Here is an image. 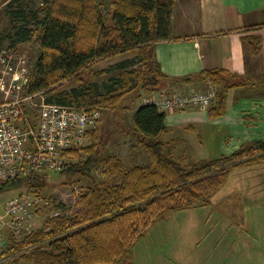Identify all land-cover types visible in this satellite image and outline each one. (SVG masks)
Segmentation results:
<instances>
[{"label": "trees", "instance_id": "obj_1", "mask_svg": "<svg viewBox=\"0 0 264 264\" xmlns=\"http://www.w3.org/2000/svg\"><path fill=\"white\" fill-rule=\"evenodd\" d=\"M174 3L175 0H111L104 7L101 0H53L49 7L34 9L22 0H11L7 9L11 23L6 36L9 46L14 49L28 43L39 31L41 54L33 70L28 71L29 81L22 86L24 94L44 92L50 95L46 98L48 102L99 107L114 105L125 91L135 86L141 88L139 97L144 92L154 93L152 86L147 89L149 76H155L151 83L166 77L154 60V49L157 43L172 36ZM245 41L252 54L261 52L260 37ZM131 51L139 56L138 68L111 76L103 83L106 91L102 92V83L94 77L111 72L112 68L93 71L92 66ZM132 65L134 58L118 66ZM113 67L116 69V65ZM202 73L216 85L223 79L221 69ZM65 84L68 88L63 87ZM229 87L227 83L225 89ZM211 107L208 109L211 116L223 114L224 98L220 96L216 107ZM166 116L156 105L143 102L134 112V126L145 144L149 162L125 167L118 156H111L104 161L105 173L115 175L116 181H99L92 174L98 155L92 148L87 149L89 154L84 161L74 162L62 171L72 175L83 172L93 178L75 214L48 217L46 224L23 242H16L8 234L0 252L11 255L37 244L27 254L43 264L123 261L156 222L170 213L193 207L196 201L209 204L231 169L264 160L263 142L189 166L186 155L181 159L168 155L166 143L159 138L166 130ZM85 148L77 152L83 153ZM37 177L34 174L18 177L0 188L25 184L38 188Z\"/></svg>", "mask_w": 264, "mask_h": 264}, {"label": "crops", "instance_id": "obj_2", "mask_svg": "<svg viewBox=\"0 0 264 264\" xmlns=\"http://www.w3.org/2000/svg\"><path fill=\"white\" fill-rule=\"evenodd\" d=\"M172 26L171 38L155 45L154 60L166 77L153 91L206 90L202 72L218 69L231 87L220 116L208 109H177L166 113V130L170 121L182 120L185 129L205 133L203 139L199 135L201 152L208 145L214 155L202 161L263 143L264 0H175ZM253 36L261 38L259 54L245 41ZM127 59L113 63L116 73L130 68L118 66ZM163 140L166 146L175 142ZM131 259L133 264H264V161L233 168L209 204L158 223L135 244Z\"/></svg>", "mask_w": 264, "mask_h": 264}, {"label": "built area", "instance_id": "obj_3", "mask_svg": "<svg viewBox=\"0 0 264 264\" xmlns=\"http://www.w3.org/2000/svg\"><path fill=\"white\" fill-rule=\"evenodd\" d=\"M11 50L0 46V186L18 177L62 172L71 166V152L79 149L85 132L102 116L97 106L48 102L42 92L22 94L24 60ZM214 97V89L209 88L152 97L145 103L165 113L187 108L207 110ZM47 204L50 202L36 187L22 189L8 199L0 207V250L8 234L22 239L41 229L37 215Z\"/></svg>", "mask_w": 264, "mask_h": 264}, {"label": "rangeland", "instance_id": "obj_4", "mask_svg": "<svg viewBox=\"0 0 264 264\" xmlns=\"http://www.w3.org/2000/svg\"><path fill=\"white\" fill-rule=\"evenodd\" d=\"M22 1H24L26 4H28L30 7L34 9L40 7L46 8L49 7L50 4H53V0H22ZM101 1L104 2V7L108 6L111 2V0H101ZM10 2L11 0H0V46L2 47L6 46L12 48L9 46L10 45L9 39L6 37L7 33L11 28L9 15L7 13V9L9 8ZM37 34L32 41L24 44H19L16 48L11 50V52L14 55L18 57H22L24 60L22 63V67L26 72L23 81L24 85L29 81L28 71L30 69L33 70L41 54V47L38 44ZM125 58H134V65H132L130 68L124 69L116 73V69H114L113 63ZM139 63H140L139 56L134 51H131L122 54H117L108 59H104L94 64L91 70L99 71V70H106L107 68H112L111 70L112 73L107 72L101 74L100 76L94 77V80L102 83L101 91L104 92L106 91V89L103 83L107 82V80H109L111 76L114 75L117 77L122 72L129 73L128 71H133L136 68H138ZM85 77L87 78L88 76L85 75ZM149 78H150L149 81L152 82L154 81L155 76L152 78L149 76ZM151 82H149V84L147 85V89H149L152 86V84L155 83V82L154 83ZM207 82L209 84L206 83V87H207L206 90H208L209 88H213L215 94H217L219 97L220 96L223 97L226 102V98L228 95L227 94L228 90L225 89V85L227 84L226 80H225V84H221V85L218 84L216 85L210 81ZM157 85L158 83L156 82V85L152 86V88H155ZM63 87L68 88V84H65ZM203 90L198 88L194 91H203ZM174 92L188 93L191 91L180 88L174 91L164 90L161 93L154 92L151 94L150 93L146 94L144 92L142 97H139L138 95L141 93V88L137 89V86H135L125 91L123 95H121L119 101L117 102L115 101L114 103H112L114 105L102 104L101 106H99L100 110L102 111L101 119L97 122L95 127L90 126L88 130L85 132L86 134L85 141L81 146L78 147L79 149H83L86 147L84 152L78 153L77 152L78 150L71 152V156L74 162L76 161L79 162L81 160L84 161L89 154V150L87 149L92 148V150L96 152L98 155V163L95 165V167H93L92 174H94V177L97 178L99 181H105V182L116 181L115 175L109 176L105 173L106 165L104 164V161L105 160L107 161V159L111 156H118L125 165V167L144 165L147 162H149L148 153L146 151L145 144L141 141V137L139 136L140 133L137 132L134 126V109L136 106L141 105L143 102L145 103V100L148 99L150 100L152 97L161 98L165 95ZM21 93L24 94L23 89L21 90ZM42 93H43L42 94L43 97L45 98L50 96L48 93H44V92ZM38 100H41V98ZM181 121L182 120H180L178 123H173L170 121L168 123L167 130L165 131V133H162L163 137L161 136L159 137L163 139L175 138V142L174 141L169 142L168 140V145L166 146L167 154L180 159L182 156L186 155L185 156L186 161L189 166L201 162L202 160L200 159H203V157L205 158L212 157L214 153L209 152L208 149L209 146L207 145V152L203 153L204 149L201 152L202 147L201 144L198 142V140H200L199 135L203 139L205 133H201V132L199 133L198 131L193 132L192 129H185L188 127L187 126L188 124H186L185 122L181 123ZM193 143L194 145L197 146V148H195L196 151L190 149L193 147L192 145ZM263 161L264 160H261L258 161L257 163L260 162L262 163ZM250 166L253 165H249V167ZM235 168H239V167H235ZM92 180H93L92 177H90L88 174L83 172H77L75 174L73 173V175L68 171L50 172L45 174L41 173L39 177L35 179V183L38 185V189L42 193L44 199L50 202V204H47L43 209L39 210V213L37 215V220L40 222V224L43 225L44 223L46 224V220L48 217H56L59 215L73 216L75 212L80 208L79 203L81 202L82 195L86 192L87 188L93 184ZM75 187L77 189H75ZM27 188H29L27 184L15 188L13 187L10 188L5 187L3 189L0 188V207H2L3 204L8 199H10L13 195L17 194L20 190ZM52 203L54 204L53 207L55 208V210L57 211L60 210L61 212L60 214L54 213L55 211L51 205ZM201 203L202 202L200 201H196L195 205L190 208L192 209L199 205H204ZM182 210H186V209H182ZM171 214L172 213L166 215V217L162 218L154 225H152L150 229L147 231V233L158 223H162L165 220H167L168 216ZM15 239L16 242H23L26 239V237L25 238L22 237V239H17V238ZM36 245L37 244L27 247L24 250H20V251L18 250V252L11 255L2 254L0 252L1 253L0 264H43L40 263L38 259H35L34 257H29L30 254H27V253H31L35 249L34 247H36ZM3 248L0 251H2ZM21 253H23L24 255H21ZM131 260L132 259L130 254L129 256H127L125 260L114 264H133Z\"/></svg>", "mask_w": 264, "mask_h": 264}]
</instances>
